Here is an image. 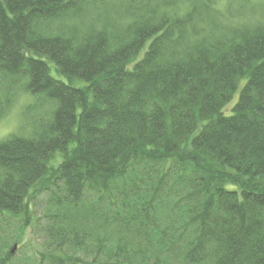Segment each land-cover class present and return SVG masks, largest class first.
<instances>
[{
	"label": "trees",
	"instance_id": "obj_1",
	"mask_svg": "<svg viewBox=\"0 0 264 264\" xmlns=\"http://www.w3.org/2000/svg\"><path fill=\"white\" fill-rule=\"evenodd\" d=\"M219 2L0 0V264H264V0Z\"/></svg>",
	"mask_w": 264,
	"mask_h": 264
},
{
	"label": "rangeland",
	"instance_id": "obj_2",
	"mask_svg": "<svg viewBox=\"0 0 264 264\" xmlns=\"http://www.w3.org/2000/svg\"><path fill=\"white\" fill-rule=\"evenodd\" d=\"M230 0H220L219 4L220 7L222 8L224 6L225 8V3L229 2ZM250 2L255 1V0H248ZM143 54V50L141 51L139 57ZM30 56H32L33 58L36 59H41L44 62H46L47 66H48V71H49V75L57 80L63 81V82H69L67 80L66 77L60 75L56 69L54 64L52 63V61L46 57H40L34 53H30ZM244 80L240 83V87L244 84ZM73 85L76 86H80L82 83L77 81V82H72ZM1 95H4V91L1 89ZM238 97V93L235 94L233 101L227 105L224 109H223V113H225L226 115L231 114V110H232V105L236 102ZM35 101V96L24 92L23 90L19 91V93L15 96V98L12 100L9 110L7 112V114L5 115L4 118H2L0 120V141L4 140L5 138H7L10 134H14V133H18L19 131V126L22 122V117H21V112L23 110V108L28 105V104H32ZM31 231L28 230L25 235H24V240L28 241L30 239L31 235ZM23 240V241H24ZM19 248H21V245H17Z\"/></svg>",
	"mask_w": 264,
	"mask_h": 264
},
{
	"label": "water",
	"instance_id": "obj_3",
	"mask_svg": "<svg viewBox=\"0 0 264 264\" xmlns=\"http://www.w3.org/2000/svg\"><path fill=\"white\" fill-rule=\"evenodd\" d=\"M17 249V244H14L13 247H12V253Z\"/></svg>",
	"mask_w": 264,
	"mask_h": 264
}]
</instances>
